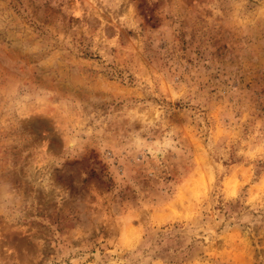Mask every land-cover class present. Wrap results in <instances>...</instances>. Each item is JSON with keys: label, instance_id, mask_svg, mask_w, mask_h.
Wrapping results in <instances>:
<instances>
[{"label": "rangeland", "instance_id": "rangeland-1", "mask_svg": "<svg viewBox=\"0 0 264 264\" xmlns=\"http://www.w3.org/2000/svg\"><path fill=\"white\" fill-rule=\"evenodd\" d=\"M0 264H264V0H0Z\"/></svg>", "mask_w": 264, "mask_h": 264}]
</instances>
